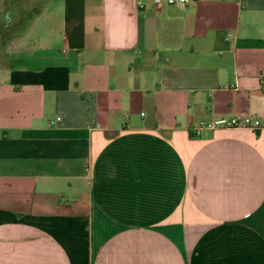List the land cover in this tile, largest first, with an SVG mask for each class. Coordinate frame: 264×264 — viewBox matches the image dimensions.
Instances as JSON below:
<instances>
[{
	"label": "crops",
	"instance_id": "0c3cea01",
	"mask_svg": "<svg viewBox=\"0 0 264 264\" xmlns=\"http://www.w3.org/2000/svg\"><path fill=\"white\" fill-rule=\"evenodd\" d=\"M47 22L0 82V264H264V0ZM232 116L260 127L192 134Z\"/></svg>",
	"mask_w": 264,
	"mask_h": 264
},
{
	"label": "rangeland",
	"instance_id": "374dc122",
	"mask_svg": "<svg viewBox=\"0 0 264 264\" xmlns=\"http://www.w3.org/2000/svg\"><path fill=\"white\" fill-rule=\"evenodd\" d=\"M59 2L0 0V82L6 79L11 68H33L38 65L35 60L48 57L38 39L52 38L47 18L56 17Z\"/></svg>",
	"mask_w": 264,
	"mask_h": 264
},
{
	"label": "built area",
	"instance_id": "2783aa9c",
	"mask_svg": "<svg viewBox=\"0 0 264 264\" xmlns=\"http://www.w3.org/2000/svg\"><path fill=\"white\" fill-rule=\"evenodd\" d=\"M156 9H160L163 6H172L175 4L188 5L195 0H151ZM139 8H143L140 4ZM59 119H57L58 121ZM53 122H49V126H52ZM260 127V123L250 117L232 116L230 118H219L208 122H201L196 128L192 129V134L198 137L202 131H214L218 129H247L257 130Z\"/></svg>",
	"mask_w": 264,
	"mask_h": 264
}]
</instances>
